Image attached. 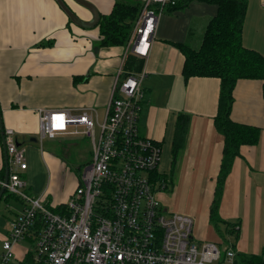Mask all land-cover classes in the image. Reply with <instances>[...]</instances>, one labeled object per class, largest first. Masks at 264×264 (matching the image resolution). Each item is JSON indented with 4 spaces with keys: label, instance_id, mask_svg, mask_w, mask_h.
I'll use <instances>...</instances> for the list:
<instances>
[{
    "label": "crops",
    "instance_id": "obj_1",
    "mask_svg": "<svg viewBox=\"0 0 264 264\" xmlns=\"http://www.w3.org/2000/svg\"><path fill=\"white\" fill-rule=\"evenodd\" d=\"M83 1L92 4L101 16L112 11L116 0ZM64 5L81 21L93 19L91 10L79 0H0V111L4 131L8 127L15 129L19 145L25 148L34 142L36 150L41 151L42 158L33 151L27 155L25 148L28 167L21 175L28 183L26 191L33 196L42 195L53 209L68 200L77 184L66 191L48 184V176L63 165L52 155L45 158L43 154L46 140L53 139L45 138L42 142L39 139L38 111L101 107L102 118L119 69L129 71L125 65L130 55L129 41L124 45H100L98 24H79ZM168 7L158 18L149 56L141 63L146 76L142 81L144 97L139 132L161 144L159 168L169 180L168 186L159 193L167 205L162 201L164 207L175 212L168 205H173L177 195L189 201L190 209L197 199L196 211L201 214L206 208L209 219L208 207L215 194L225 145L224 136L216 131L214 124L221 80L217 76L198 75L186 79L183 76L186 56L181 47L200 48L218 6L193 0L178 10H168ZM241 32L243 44L264 56V0H248ZM181 113L189 117V127L173 162L176 125ZM231 116L237 122L258 126L260 136L256 144L242 145L225 182L219 214L222 221L231 222L227 230L234 235L219 247L235 250L236 264H250V261L264 264L262 80L237 82ZM49 149L58 155L53 148ZM40 168L45 177L41 181L38 180ZM4 176L5 152L0 130V180ZM3 199L8 204L16 200L23 207V200L14 194ZM17 211L10 218L7 234L11 220L19 214ZM208 228L214 230L203 220L199 230L208 237L203 241H221L215 232L206 234Z\"/></svg>",
    "mask_w": 264,
    "mask_h": 264
},
{
    "label": "built area",
    "instance_id": "obj_2",
    "mask_svg": "<svg viewBox=\"0 0 264 264\" xmlns=\"http://www.w3.org/2000/svg\"><path fill=\"white\" fill-rule=\"evenodd\" d=\"M143 1L128 46L146 59L158 18L174 0ZM145 76L121 67L102 118L96 107L39 109L41 142L79 134L92 141V161L60 210L26 191V150L15 129H5L6 186L23 207L1 244L0 264H236L235 250L197 241L193 217L167 210L159 197L169 183L159 168L161 145L139 132ZM28 237L34 248L16 261L15 245Z\"/></svg>",
    "mask_w": 264,
    "mask_h": 264
},
{
    "label": "trees",
    "instance_id": "obj_3",
    "mask_svg": "<svg viewBox=\"0 0 264 264\" xmlns=\"http://www.w3.org/2000/svg\"><path fill=\"white\" fill-rule=\"evenodd\" d=\"M191 1L193 0H174V2H168L167 7L169 6L168 10H178ZM203 1L215 3L218 6L217 13L209 21L199 49L188 46L181 48L186 56L183 75L186 79L198 75L217 76L221 80L214 124L216 131L224 136L225 145L211 208V217L216 220L215 224L218 225L222 221L219 209L224 186L233 162L240 155L242 145L256 144L260 136L258 126L237 122L232 118L234 89L239 80L259 79L263 81L264 97V56L256 49L245 46L242 42L241 31H243L248 0ZM143 5V0H116L113 8H111L112 11L101 15L99 23H97L101 33L100 45L126 44L131 39ZM141 63H143L142 57L130 53L125 67L131 72H137L141 70ZM188 127L189 117L181 113L176 125L173 162ZM5 195L6 199H9L12 193H6L4 197ZM56 210H60V207ZM230 226L231 222L227 224V228L230 229ZM235 228L233 226V229ZM250 264H260V262L250 261Z\"/></svg>",
    "mask_w": 264,
    "mask_h": 264
},
{
    "label": "rangeland",
    "instance_id": "obj_4",
    "mask_svg": "<svg viewBox=\"0 0 264 264\" xmlns=\"http://www.w3.org/2000/svg\"><path fill=\"white\" fill-rule=\"evenodd\" d=\"M144 6V5H143ZM98 111L100 112L101 116L103 115L102 111L103 109L100 107L98 108ZM72 137H56L53 140H46V145L44 146V156L45 158L48 155H52L57 159V162L62 164L60 168H58L55 173H51L47 180L48 184H51L52 186L60 189L61 191H66L69 187H74L76 184H78V180L80 175L83 173L84 168L89 162L92 161L93 158V150H92V141L90 136L79 134V135H70ZM36 139V138H35ZM50 141V142H49ZM30 145V146H27ZM27 145H25L27 150V155L31 153V151L35 152V154H38L40 158H42L41 151L36 150V145L34 142H30ZM53 148L58 155H55L54 152L49 151V148ZM43 171L40 168L38 171V180L41 181L43 178ZM77 186V185H76ZM171 187V186H169ZM168 187V188H169ZM76 189V188H75ZM171 189V188H170ZM175 192V191H174ZM8 193V191H6ZM169 193V192H168ZM70 197V196H69ZM215 197V194H214ZM213 197V199H214ZM213 199L211 202V205H209V219H207V210L206 208H203L204 213L196 211L198 204L196 205V200H194L193 206L191 207L193 211H191L190 203L188 200H185L184 197H181L180 195H177L174 197V203L172 206L168 205L172 209L175 210V212L185 213L181 210H187L189 211V215H191L195 221L194 227H193V236L195 239H198L199 241H203L204 239H207L208 237H204L203 234L200 232V225L203 220H205V223H209L212 228L205 229L206 234L210 236V234H215L221 238V241H216L219 243V245L222 248V245L227 238L231 239L232 235H234L233 232H230L227 230V223L224 221L219 222V224H215L216 220L212 219L211 217V208L213 204ZM163 201V199H162ZM164 205L165 202L163 201ZM167 206V205H166ZM15 208V209H14ZM21 204L18 203L16 200L10 201V204L5 202L4 199L0 201V251H1V244L2 242L7 238V229L9 226L10 218L13 216V212L18 210L17 212L19 214L22 213ZM188 214V213H185ZM11 225V222H10ZM34 245L32 241L28 240L27 238L22 239L18 241L14 247V253L16 256V261L23 258L25 256V253L29 249H33Z\"/></svg>",
    "mask_w": 264,
    "mask_h": 264
},
{
    "label": "water",
    "instance_id": "obj_5",
    "mask_svg": "<svg viewBox=\"0 0 264 264\" xmlns=\"http://www.w3.org/2000/svg\"><path fill=\"white\" fill-rule=\"evenodd\" d=\"M82 4H84L89 10H91L92 14H93V19L91 21H81L77 15L71 11L66 5H64L65 9L67 10V12L69 13V15L72 17V19L76 22H78L81 25H86V26H95L97 25V23H99L100 20V13L98 12V10L90 3L85 2L83 0H79ZM0 130H1V137H2V141H3V146H4V152H5V176H4V184L1 185L0 187V201L3 199L4 194H6L7 191V186L6 184L9 181V166L7 163V152H6V146H5V134H4V125L2 122V116H1V111H0ZM35 139V138H34Z\"/></svg>",
    "mask_w": 264,
    "mask_h": 264
},
{
    "label": "bare ground",
    "instance_id": "obj_6",
    "mask_svg": "<svg viewBox=\"0 0 264 264\" xmlns=\"http://www.w3.org/2000/svg\"><path fill=\"white\" fill-rule=\"evenodd\" d=\"M155 40V39H154ZM161 145V144H160Z\"/></svg>",
    "mask_w": 264,
    "mask_h": 264
}]
</instances>
